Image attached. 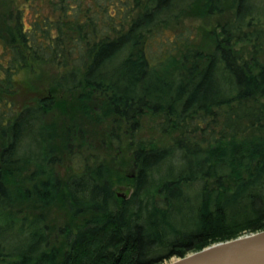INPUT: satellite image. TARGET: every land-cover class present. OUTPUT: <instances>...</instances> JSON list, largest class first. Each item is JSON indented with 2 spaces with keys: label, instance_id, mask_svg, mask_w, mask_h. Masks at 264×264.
Here are the masks:
<instances>
[{
  "label": "trees",
  "instance_id": "obj_1",
  "mask_svg": "<svg viewBox=\"0 0 264 264\" xmlns=\"http://www.w3.org/2000/svg\"><path fill=\"white\" fill-rule=\"evenodd\" d=\"M9 5L0 213L33 200L66 214L57 227L42 215L0 224V264H166L264 230V0ZM185 15L215 25L198 41L177 25ZM36 65L52 68L47 94L17 106L30 91L17 76ZM67 94L72 115L47 125ZM97 126L102 141L128 150L130 176L114 178L87 152ZM32 133L37 155L23 150ZM63 155L79 170L65 179L52 171ZM115 183L131 192L119 197Z\"/></svg>",
  "mask_w": 264,
  "mask_h": 264
},
{
  "label": "rangeland",
  "instance_id": "obj_2",
  "mask_svg": "<svg viewBox=\"0 0 264 264\" xmlns=\"http://www.w3.org/2000/svg\"><path fill=\"white\" fill-rule=\"evenodd\" d=\"M11 1L13 0H0L1 19L5 17V14L10 7L9 2ZM215 19L216 17L211 16L197 18L194 16L185 15L181 18L180 24H176L180 25V27L189 29L195 35V38H197L199 41L201 32L211 29L215 25ZM168 25L174 24L170 23ZM51 72L52 68L48 66L36 65L31 73H20L17 76V79L19 81H23V83L29 84L30 91H28L27 94H25L24 91L17 94L14 97L15 104L17 106H20L23 103H26V101L31 103L38 97L46 95L49 88L46 83H49L50 81L49 79ZM29 80L30 82H32V84H30ZM33 84L36 86L35 88H32ZM68 95L69 94H67V97L65 95H62L61 97L62 100L59 105L62 109L57 106L46 117L45 123L47 125H50L53 122H57V120H59V117L64 119L65 114L72 115V96ZM88 131L90 133L89 139L92 142L93 149H91V146H89L87 152L94 155L100 162H104L105 164H107L114 178H118L121 176H130V173L132 171L129 168V164L127 163L129 158L128 150L124 147H121L120 149H114L110 144L107 143L108 141H102L101 137L106 132V129L103 126H97L91 129L88 128ZM246 135L247 133L245 135H242L241 137H244ZM23 150H25L24 152L30 155H37L41 151L40 143H38V137L36 134L32 133L28 144L24 146ZM59 161L60 163H58V165L52 167V171H54L63 179L68 178L79 171L77 163L73 162L69 156L63 155L62 157H60ZM113 190L117 194H123L126 192L129 194L131 192V188L129 187L128 183H115L113 185ZM65 214V210L60 208L59 205L44 206L35 203L33 200L25 202L20 201L15 203V207L8 209L4 213H0V224H4L7 220L12 219L10 222L11 224L15 225L16 228V226L18 227V224L22 220L29 222L32 221L36 216L42 215L46 224H48L49 226L54 225L55 227H57L61 225L63 221H65ZM175 259L176 258L171 259L169 263L174 261Z\"/></svg>",
  "mask_w": 264,
  "mask_h": 264
},
{
  "label": "water",
  "instance_id": "obj_3",
  "mask_svg": "<svg viewBox=\"0 0 264 264\" xmlns=\"http://www.w3.org/2000/svg\"><path fill=\"white\" fill-rule=\"evenodd\" d=\"M168 264H264V230L214 243Z\"/></svg>",
  "mask_w": 264,
  "mask_h": 264
}]
</instances>
